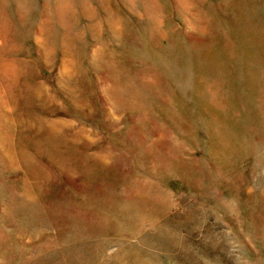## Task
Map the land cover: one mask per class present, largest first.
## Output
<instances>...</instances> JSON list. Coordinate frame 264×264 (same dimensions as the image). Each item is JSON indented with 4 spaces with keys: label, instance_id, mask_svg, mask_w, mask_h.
Returning a JSON list of instances; mask_svg holds the SVG:
<instances>
[{
    "label": "rangeland",
    "instance_id": "obj_1",
    "mask_svg": "<svg viewBox=\"0 0 264 264\" xmlns=\"http://www.w3.org/2000/svg\"><path fill=\"white\" fill-rule=\"evenodd\" d=\"M0 264H264V0H0Z\"/></svg>",
    "mask_w": 264,
    "mask_h": 264
}]
</instances>
